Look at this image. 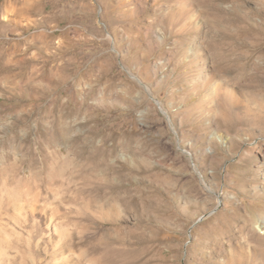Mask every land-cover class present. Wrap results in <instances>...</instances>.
I'll return each mask as SVG.
<instances>
[{
    "label": "rangeland",
    "instance_id": "obj_1",
    "mask_svg": "<svg viewBox=\"0 0 264 264\" xmlns=\"http://www.w3.org/2000/svg\"><path fill=\"white\" fill-rule=\"evenodd\" d=\"M0 171L78 264H264V0H0Z\"/></svg>",
    "mask_w": 264,
    "mask_h": 264
},
{
    "label": "bare ground",
    "instance_id": "obj_2",
    "mask_svg": "<svg viewBox=\"0 0 264 264\" xmlns=\"http://www.w3.org/2000/svg\"><path fill=\"white\" fill-rule=\"evenodd\" d=\"M176 17H175V15H171V16L167 17V19H166V22H168L167 24H169L172 27V25L176 24L183 17V15L180 14L179 18H176ZM94 169H96V168H94ZM60 172H61V169H60ZM52 174H55V173H52ZM49 175H51V174H49ZM13 176H11V177H13ZM48 177L50 179V176H48ZM13 179H15V178H13ZM54 179L55 178H53V181H54ZM51 180H49V181H51ZM11 181H12L11 183L9 182V187H11L10 191L12 190V188H13V190L14 189L16 190L18 183L15 180H11ZM5 183H7V182H5ZM102 185H103V183H99V185H98V191L99 192H103ZM33 199H31V201H33L34 204H31L29 206V209H30L29 211L32 215L31 217L33 219V223H32L31 229L26 232L27 238H24L23 234L21 232L17 231L15 228V227H17L18 229H21L22 223L17 218L16 219L14 218V215L17 216L19 214L18 208H20L21 204H22L21 203V197H11V198L8 197L7 198V202L5 204L4 210L7 213V215H12V216H10V222L12 223V226H10L8 223H4V224L0 223V264H78V263H76L77 261H75V262L70 261L66 256V253L68 252V246L71 242L70 238L67 237L68 238L67 242L63 244V242H64L63 241L62 242L63 245L60 246V242H61L62 237L58 234V232H59V228H60L61 224L64 223V218L53 216L51 214L53 212L46 213L44 211V208H42L43 206L39 207V209H38L35 205L38 203L39 199H36V200H33ZM56 201L59 203V205H62V206H65V205L70 206L73 204V201L67 202V201H65V199L64 200H59V199L55 200L54 202H51L50 205H54V210H56V211L58 210V206L56 204ZM44 202L46 203L47 200L45 199ZM89 202L83 203V207L81 206L83 208V210H88V209H91L92 207H94V204L92 206H90ZM95 208H97V211L99 212L98 213L100 215L99 219L104 221V220H107L110 218L109 214L111 212H114L116 207L114 204L105 205V198H102V199H99L98 205ZM77 211H79V209ZM34 213H38V215L42 216V222H41L42 230L39 232L36 229V227H38L37 226L38 222H37V219L34 218V216H33ZM230 217H231L230 219L236 220L238 215L234 214ZM251 217H253L256 220L255 214L252 216L250 215L249 217L243 218L244 220L246 219V221H247L246 224L249 228H252L254 226L252 223V220H250ZM248 220H250V222H248ZM262 224H264L263 220H262ZM214 230L221 231V229H219V228H214ZM227 232L233 233V229L232 228L227 229ZM38 234H40L42 239H46L47 245L46 244H44V245H45V248H49V250H47L45 252L46 253L44 255L45 258H43V259H39L36 257V253L40 252L39 248L41 245V244H38L40 242L35 243V240H34L35 237L38 236ZM23 240L25 242H23ZM23 243H25V244H23ZM10 248H11V250H10ZM102 260L105 261V259H103V256L99 257V259H97L98 262H101ZM243 260L244 261L248 260V258L240 256L239 258L235 259L234 261L241 264L242 262H244Z\"/></svg>",
    "mask_w": 264,
    "mask_h": 264
},
{
    "label": "water",
    "instance_id": "obj_3",
    "mask_svg": "<svg viewBox=\"0 0 264 264\" xmlns=\"http://www.w3.org/2000/svg\"><path fill=\"white\" fill-rule=\"evenodd\" d=\"M158 106H159V104L158 103H156Z\"/></svg>",
    "mask_w": 264,
    "mask_h": 264
}]
</instances>
